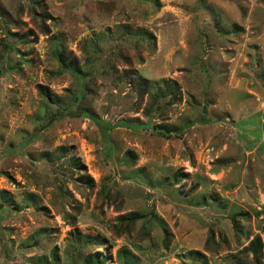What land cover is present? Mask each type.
<instances>
[{
    "label": "rangeland",
    "instance_id": "rangeland-1",
    "mask_svg": "<svg viewBox=\"0 0 264 264\" xmlns=\"http://www.w3.org/2000/svg\"><path fill=\"white\" fill-rule=\"evenodd\" d=\"M0 264H264V0H0Z\"/></svg>",
    "mask_w": 264,
    "mask_h": 264
},
{
    "label": "trees",
    "instance_id": "trees-1",
    "mask_svg": "<svg viewBox=\"0 0 264 264\" xmlns=\"http://www.w3.org/2000/svg\"><path fill=\"white\" fill-rule=\"evenodd\" d=\"M70 69L74 72V73H77L78 72V69L76 67H73V66H70ZM134 86L136 87V89L141 93L140 94H144V90L146 89L143 82H141V78L140 79H135L134 81ZM165 91H161V92H157V93H152V97L153 98H161L165 95ZM82 95H83V92L80 94V91L77 92V94L75 95V101H79L81 98H82ZM167 95V94H166ZM165 95V96H166ZM155 96V97H154ZM76 104V103H75ZM75 104H71L67 107H65V112L64 113H68L70 114L73 107L75 106ZM77 111V110H76ZM78 112L80 113H83L85 114L86 116L90 117V118H93L95 121L101 123V125H103L102 123H105L103 119L100 118V116L93 110L91 109H87V108H81ZM90 180H92V178L90 177ZM141 214H138V213H135V212H131L129 214H126L124 216H122L121 218H119L123 223H126V224H132L134 221H136L138 218H141ZM125 220V222L122 221Z\"/></svg>",
    "mask_w": 264,
    "mask_h": 264
}]
</instances>
